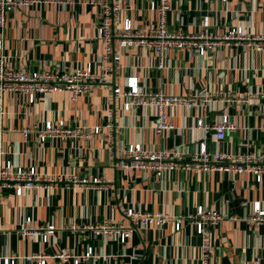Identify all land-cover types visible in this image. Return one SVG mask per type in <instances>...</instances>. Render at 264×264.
<instances>
[{
	"label": "crops",
	"instance_id": "obj_1",
	"mask_svg": "<svg viewBox=\"0 0 264 264\" xmlns=\"http://www.w3.org/2000/svg\"><path fill=\"white\" fill-rule=\"evenodd\" d=\"M169 2V31L203 32L213 37L241 27L248 36L264 33V0ZM100 13L98 2L85 0L11 10L0 34L5 66L23 71H73L91 62L100 71L105 64L101 60L104 47L96 37ZM205 16L208 26H203ZM126 18L134 31L146 32L155 23L156 13L148 9V0H121L120 20ZM254 43L250 39L219 40L205 55L195 48L167 49L160 68L154 50L127 47L120 52L113 85L94 86L75 100L69 91H60L39 95L29 104L21 93L6 92L0 114L4 159L12 168L34 166L40 176L60 179L50 187L39 186L21 195L11 188H0V258H14L15 264H36V259L27 261L24 257L40 253L49 255L47 264H72L70 257L62 260L53 255H79L91 248L95 257L87 264H201L203 249L210 246L208 260L212 264L256 258L264 261V221L255 224L249 219L256 203L264 210V174L260 180L249 172L176 169L156 175L116 165L132 143L151 151L176 150L186 160H192L203 142L210 153L264 151V98L252 95L246 102L224 100L225 95L264 93V48L256 50ZM130 76L137 77L143 90L160 88L167 94L206 95L210 99L204 106L170 107L168 120L174 128L156 134L154 106L132 104L125 109V95L113 93L114 86L123 91ZM223 115L235 129L217 140L211 126ZM58 119L70 127L99 126L100 131L91 137L44 142L34 132L22 136L23 128L34 124L41 128L46 120ZM199 119L203 126L197 125ZM69 175L98 177L104 187H81L68 182ZM199 206L223 215L207 226L205 237L188 218ZM128 208L163 212L170 219L161 226L136 228L124 243L115 233L93 238L70 230L71 224L130 227ZM178 219L181 227L176 230ZM51 225L53 232L48 233L45 227ZM30 228L37 232L31 233ZM42 232L47 234L45 242Z\"/></svg>",
	"mask_w": 264,
	"mask_h": 264
},
{
	"label": "built area",
	"instance_id": "obj_2",
	"mask_svg": "<svg viewBox=\"0 0 264 264\" xmlns=\"http://www.w3.org/2000/svg\"><path fill=\"white\" fill-rule=\"evenodd\" d=\"M73 0H0V34L4 33L6 27V16L11 10L25 6L30 7L40 3H67ZM93 4L101 5L100 20L96 26V37L102 42L104 51L101 60L105 63L100 71L93 68V64L88 63L86 67H79L73 71L43 70V71H23L5 66L2 40L0 39V114H2L3 96L6 92H19L26 97L29 104L33 103L37 96L46 95L54 92L69 91L71 98L75 100L77 96L88 93L94 86L113 85L117 63L120 61V52L127 47H141L154 50L158 56V67H162L164 53L167 49L195 48L200 55H205L219 40H241L250 39L254 43L256 50L264 48V33L248 36L241 27L229 28L220 36H209L203 32L187 34L182 31L168 30V14L171 11L169 0H148V9L156 13V20L146 32H137L132 28L131 20L126 18L120 20L121 0H85ZM212 1V0H209ZM226 2L227 0H221ZM209 20L203 18V26H208ZM253 43L250 45L252 46ZM113 93L125 95L126 101L124 108L128 109L132 104L146 105L155 107V123L153 130L156 134L174 128L168 120V109L172 106L182 104L192 107L197 104L204 106L210 99V96L195 98V96H179L167 94L162 89L143 90L136 76H130L126 80L125 89L121 91L119 87H113ZM215 96L216 94H212ZM219 95V94H218ZM264 98V93H242L231 96H224L225 101H249L252 97ZM198 126H203L202 119L197 120ZM106 126L111 130L112 124ZM214 130L215 139L221 140L228 131L235 129L227 115L211 126ZM100 131L99 126L92 128L88 126L70 127L65 124L63 119L55 122L46 120L40 128L34 124L31 128H23L22 136L25 138L30 132H34L39 141L44 142L47 139L60 138L65 140L69 137L84 136L91 137ZM111 155L115 151L110 147ZM5 148L0 139V188H11L16 195H21L23 191L30 190L39 186L50 187L59 177L40 176L34 166L27 168L12 165L9 160L4 159ZM120 169H140L150 171L156 175H161L164 171L184 169L193 173L198 172H233L241 174L249 172L253 174L256 180H260L264 174V151H245L239 153L216 151L210 153L206 144H200L198 150L193 154L192 160H186L181 153L176 150L151 151L143 149L140 143H132L126 146L123 156L116 163ZM67 181L78 184L84 188H102L100 178L67 176ZM127 217L131 221V226L126 227L123 224L114 225L112 223L95 224H71L70 230H78L87 233L90 237L107 236L111 233L117 234L120 242L124 243L136 228L141 226L155 224L161 226L169 221L170 216L163 212L148 213L133 208L126 211ZM223 215L212 209L199 206L195 214L188 216L196 228V232L206 236L207 226L217 223ZM249 219L257 224L264 221V210L259 208L256 203L253 206V212ZM30 218L26 219L29 222ZM175 229L181 227V220L174 223ZM48 233L53 232L54 227H45ZM31 233H35L34 228H30ZM43 242L47 240V234L41 233ZM204 248L206 243L203 244ZM211 252L210 246L203 249L201 264H212L208 257ZM46 254H31L24 258L29 261L36 259V264H47ZM62 260L72 258V264H87L92 255L91 248L82 254L73 255L68 252H59L53 255ZM0 264H15L14 258H0ZM154 264H161L159 262ZM224 264H264L260 258L251 261H237Z\"/></svg>",
	"mask_w": 264,
	"mask_h": 264
}]
</instances>
